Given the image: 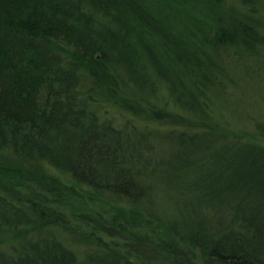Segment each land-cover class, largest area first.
Returning <instances> with one entry per match:
<instances>
[{"label": "trees", "instance_id": "trees-1", "mask_svg": "<svg viewBox=\"0 0 264 264\" xmlns=\"http://www.w3.org/2000/svg\"><path fill=\"white\" fill-rule=\"evenodd\" d=\"M231 49L264 70V0H0V264H264V123L209 113Z\"/></svg>", "mask_w": 264, "mask_h": 264}, {"label": "rangeland", "instance_id": "rangeland-1", "mask_svg": "<svg viewBox=\"0 0 264 264\" xmlns=\"http://www.w3.org/2000/svg\"><path fill=\"white\" fill-rule=\"evenodd\" d=\"M213 56L221 65L223 74L218 76H224L223 90L219 91L218 94L213 90L208 92L212 102L209 113L213 121H216L215 123L220 128L226 125L237 133L245 131L253 134L252 131L256 130V126L264 123V70L257 67L263 61L259 60L258 63H255L250 59L251 63H249L246 58L236 54L234 49L227 52L221 51L218 55L213 54ZM164 95V90H159L157 99L152 98V104L160 106L166 103L169 98L167 100ZM167 104V106L163 105L167 115L181 117L183 121L191 119V115L179 105L174 104L171 100ZM103 113L102 116L112 119L115 126L128 125V127L135 126L137 129L146 130L187 127L186 124L168 121L155 122L143 117H133L112 108L106 109ZM105 118L103 119L107 120Z\"/></svg>", "mask_w": 264, "mask_h": 264}]
</instances>
